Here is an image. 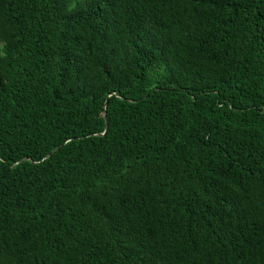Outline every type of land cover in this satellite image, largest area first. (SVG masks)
<instances>
[{
    "label": "trees",
    "instance_id": "16d2710c",
    "mask_svg": "<svg viewBox=\"0 0 264 264\" xmlns=\"http://www.w3.org/2000/svg\"><path fill=\"white\" fill-rule=\"evenodd\" d=\"M0 264H264V0H0Z\"/></svg>",
    "mask_w": 264,
    "mask_h": 264
},
{
    "label": "water",
    "instance_id": "95a60500",
    "mask_svg": "<svg viewBox=\"0 0 264 264\" xmlns=\"http://www.w3.org/2000/svg\"><path fill=\"white\" fill-rule=\"evenodd\" d=\"M59 147H57L56 149H54L53 151H51V153L48 154V156H50L53 152H55L56 150H58Z\"/></svg>",
    "mask_w": 264,
    "mask_h": 264
}]
</instances>
